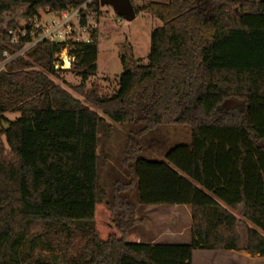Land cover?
I'll list each match as a JSON object with an SVG mask.
<instances>
[{
	"label": "trees",
	"instance_id": "obj_1",
	"mask_svg": "<svg viewBox=\"0 0 264 264\" xmlns=\"http://www.w3.org/2000/svg\"><path fill=\"white\" fill-rule=\"evenodd\" d=\"M86 1L0 0V264H192L194 249L237 250L239 209L243 249L264 257V0H131L161 25L147 61L133 59L104 96L85 89L97 29L67 47L68 69L54 66L61 42L24 49L38 34L34 16ZM20 4L24 26L8 20L2 30ZM86 7L97 18L99 4ZM17 27L26 34L12 44L6 30ZM62 72L79 77L70 88L111 123L54 82ZM113 123L135 139L124 144L123 177L105 183ZM169 125L187 126L190 144L164 161L140 157L139 141ZM137 205H188L190 242L127 241L142 223ZM37 244L49 255L32 262Z\"/></svg>",
	"mask_w": 264,
	"mask_h": 264
},
{
	"label": "rangeland",
	"instance_id": "obj_2",
	"mask_svg": "<svg viewBox=\"0 0 264 264\" xmlns=\"http://www.w3.org/2000/svg\"><path fill=\"white\" fill-rule=\"evenodd\" d=\"M147 0H134L135 6L146 3ZM25 9L23 4L13 8L11 16L4 19L1 26L3 30L8 20H13L18 26H24L22 13ZM42 12V11H41ZM43 21L50 19V14L40 13ZM97 55L95 61L96 72L85 82V89H94L99 96L110 95L116 90V78L133 59H140L142 63L147 61L150 48V33L153 29L161 25V22L150 12L140 11L134 19L128 21L115 15L108 5H99L97 14ZM124 57V62L122 61ZM71 67V63L69 68ZM63 69V68H61ZM54 82L65 90L69 91L75 98L87 104L91 110L104 117L103 113L93 108L83 97L76 93L70 86L80 83L79 77L70 72L59 73V77L51 76ZM7 120L15 119L18 114L6 112ZM105 118V117H104ZM106 122L111 123L105 118ZM2 123L6 124L4 121ZM135 139L130 133L129 127H122L112 124V134L110 139L102 146L108 155V165L105 168L104 182L108 183L112 178H122L120 160L123 156V149L126 138ZM190 130L184 125L159 126L155 133L146 136L139 141L142 147L140 157L146 159H156L164 161L165 150L177 144H190ZM101 146H98L100 151ZM101 153V152H100ZM134 201L137 199L133 194ZM188 207V206H186ZM151 205H137L134 217L142 219V223L136 224L127 230L126 240L133 242H155V243H189L190 242V213H186L183 206L178 207L179 217L163 211L165 206H157L155 210L148 211ZM240 208V207H239ZM239 222L237 232L239 243L237 250H207L200 249L192 252V264H264V257L251 255L243 249L245 236V223L241 220L240 209L233 211ZM166 229H177L180 232L178 238L172 235H165ZM27 243L20 246V250L27 249ZM49 252L40 244L34 245L30 252L33 262L40 257H46Z\"/></svg>",
	"mask_w": 264,
	"mask_h": 264
},
{
	"label": "built area",
	"instance_id": "obj_3",
	"mask_svg": "<svg viewBox=\"0 0 264 264\" xmlns=\"http://www.w3.org/2000/svg\"><path fill=\"white\" fill-rule=\"evenodd\" d=\"M86 2L82 3L75 9H67L65 11L56 12L49 9L40 12L45 15L50 14L48 21H43L39 15L34 16L29 24L32 29H36L38 34L34 37L33 41L27 43L24 49L29 48L40 40H47L49 42H61L65 47L56 54L58 58V64L60 68H63V59L67 58L69 64L74 61V57L68 55L67 47L75 43H90L94 31L98 27L97 18L94 17V13L86 7ZM83 15V16H82ZM83 19V23H82ZM33 32V30H31ZM7 34L10 36V43H17V35H25L26 28L17 27L14 29H7ZM23 49V50H24ZM4 56L6 54L4 53ZM12 57H8L7 61Z\"/></svg>",
	"mask_w": 264,
	"mask_h": 264
},
{
	"label": "water",
	"instance_id": "obj_4",
	"mask_svg": "<svg viewBox=\"0 0 264 264\" xmlns=\"http://www.w3.org/2000/svg\"><path fill=\"white\" fill-rule=\"evenodd\" d=\"M99 5H108L112 8L115 15L124 18L125 20L134 19L136 13L131 3V0H95ZM55 68L59 67L58 62L54 63ZM4 128L8 125L3 123Z\"/></svg>",
	"mask_w": 264,
	"mask_h": 264
},
{
	"label": "crops",
	"instance_id": "obj_5",
	"mask_svg": "<svg viewBox=\"0 0 264 264\" xmlns=\"http://www.w3.org/2000/svg\"><path fill=\"white\" fill-rule=\"evenodd\" d=\"M157 206H165V205H151V208H149L148 211H151V212L157 211V210H155V209H157L156 208ZM179 206H183V209H185L184 211L186 213H190V207L188 205H169V206H165L166 208H164L163 211L165 212V214L168 213V214L173 215L175 218H177V217H179L178 216L179 215V211H178ZM186 206H188V207H186ZM165 231H166V233H164V234L165 235H172V238H178L181 235L180 232L177 231V229H166ZM133 242H138V241L136 239H134ZM198 250H200V249H198ZM211 251H215V250H211ZM230 251H233V250H230Z\"/></svg>",
	"mask_w": 264,
	"mask_h": 264
},
{
	"label": "bare ground",
	"instance_id": "obj_6",
	"mask_svg": "<svg viewBox=\"0 0 264 264\" xmlns=\"http://www.w3.org/2000/svg\"><path fill=\"white\" fill-rule=\"evenodd\" d=\"M69 66H70V64H69L67 58H64V59H63V67H64L65 69H68Z\"/></svg>",
	"mask_w": 264,
	"mask_h": 264
}]
</instances>
